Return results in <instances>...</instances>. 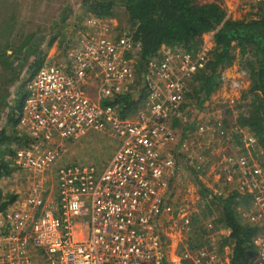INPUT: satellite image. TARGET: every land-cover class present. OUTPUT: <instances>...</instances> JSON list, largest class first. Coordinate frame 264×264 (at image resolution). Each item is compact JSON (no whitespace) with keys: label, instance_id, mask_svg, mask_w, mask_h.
Returning <instances> with one entry per match:
<instances>
[{"label":"built area","instance_id":"built-area-1","mask_svg":"<svg viewBox=\"0 0 264 264\" xmlns=\"http://www.w3.org/2000/svg\"><path fill=\"white\" fill-rule=\"evenodd\" d=\"M84 26L89 33L76 39L67 66L42 65L26 87L16 121L32 142L13 159L25 193L0 213V264H163L157 220L176 212L181 231L191 227L165 199L179 170L178 154L189 158L192 146L178 140L170 121L179 116L187 81L209 61L210 47L202 44L195 53L164 48L138 78L140 46L129 30L95 17ZM141 87V105L126 116L104 103ZM213 126L223 130L220 117ZM205 129L199 125V134ZM87 132L116 140L107 164L59 166L68 142ZM242 142L251 148L256 143L247 134ZM222 165L224 182L240 174L236 193L253 196L244 216L264 224L263 169L245 155L230 154ZM253 243L251 264H264V229ZM182 259L214 264L216 257L205 247H185Z\"/></svg>","mask_w":264,"mask_h":264},{"label":"trees","instance_id":"trees-1","mask_svg":"<svg viewBox=\"0 0 264 264\" xmlns=\"http://www.w3.org/2000/svg\"><path fill=\"white\" fill-rule=\"evenodd\" d=\"M82 5L85 13L95 18H113L118 11L125 14L131 41L140 46L134 65L138 78L149 62L160 57L162 49L195 53L202 45V36L211 33L213 46L209 53L210 59L204 68L194 73L187 81L178 108L179 116L172 117L171 126L176 128L182 124L183 136L187 131L193 130L195 122L199 126V119L202 117L199 113L203 111L204 104L223 84L222 72L236 66L238 73L243 75L248 85L241 93L240 105L235 107L236 111L233 115H229L233 109L228 108V104H219L222 109L226 107V111L220 114L222 128L231 136H236L238 146H244L242 137L245 134L255 139L257 161L264 171V0H259L256 8L253 6L258 12H248L236 20L227 17L220 0H84ZM65 13L71 16L67 18L68 15ZM72 13V5L61 7L57 19L46 30L48 36L38 30L32 32L26 38L25 42L28 46L20 56L16 57L15 54L8 52L0 55L6 62L2 63L4 68L2 75L4 84H2L13 85L18 90L16 91L18 99L15 98L10 107L6 125L0 129V179L12 174L15 170L13 159L18 150L28 147L32 142L28 136L18 130L16 121L26 94V87L34 76L36 68L41 66L39 56L30 64L27 60L40 44L46 42L47 46H51L61 35L59 29H64L66 24L73 25V22H67L69 18H76ZM80 36L81 34H78L73 40H68L66 58ZM19 60L28 64L25 70L27 78L23 81L21 74L24 69L19 68L12 74L14 62ZM22 65L23 63L21 67ZM18 81L21 82L16 84ZM6 96V89H2L0 113L7 107ZM144 96L145 89L141 87L138 91L115 96L104 103L117 107L119 114L126 116L139 108ZM188 114L191 116L190 120L183 123ZM230 116L233 117V121ZM200 186L203 188V195L209 193L201 184ZM236 192L237 189L232 193L221 192L220 196L211 194L213 198L211 204L206 203L205 206L211 216L212 210L209 207L216 205L221 214L217 223H221L220 226L229 230L228 237L223 242V245L225 243L231 245L229 263L251 264L257 255L253 241L264 229V224L248 221L244 212L237 210L238 207L248 208L253 196ZM15 199V195L4 196L0 190V213L6 212ZM200 246L204 245L200 244ZM163 264L170 262L165 259ZM181 264L189 263L183 261Z\"/></svg>","mask_w":264,"mask_h":264},{"label":"rangeland","instance_id":"rangeland-1","mask_svg":"<svg viewBox=\"0 0 264 264\" xmlns=\"http://www.w3.org/2000/svg\"><path fill=\"white\" fill-rule=\"evenodd\" d=\"M220 1L227 17L233 20L242 18L248 12H258V9H253V6L256 8L259 0ZM83 2L84 0H0V55L8 52V54H15L16 57L20 56L28 46L25 42L26 38L36 30L48 36L46 30L57 19L61 7L70 4L73 6L72 14H75L76 18H73L74 20L69 18L67 22H73V25L66 24L64 29H59L61 35L55 39L51 46H47L46 42L40 44L35 53H32L27 60L30 64L39 56L41 66L46 63L67 66L66 47L68 40H73L78 34L87 33L88 31L84 26L85 20L94 17L85 13ZM68 13H70V10ZM68 13H65L68 15L67 18L71 16ZM105 20L114 27L129 30L127 17L122 11H118L115 17ZM211 37L212 34L210 33L203 35L201 38V43L209 46L210 50L213 46ZM47 40L48 38H46ZM4 60L5 58L0 57V91L2 89L7 91V107L0 113V129L6 125V117L10 107L13 105L15 98L18 99L16 97V91L18 92V90L13 85H3L4 68L2 63L5 62ZM21 63H23V67H21ZM27 65L21 60L15 61L12 74L18 71L19 68L24 69L21 74V80L23 81L27 78L25 73L28 68ZM36 69L38 70L39 67ZM228 69L222 72L223 84L221 88L204 104L202 114L199 113V115H202V119H199V125L203 124L206 131L199 134L196 122L193 125V130L187 131L184 134L185 136L182 135V124L174 128L178 133V140L186 138L192 146L188 153L189 158L185 154H178L177 164L179 170L171 180V187H173L172 197H169V201L174 210H182L183 216H187L191 220V227L187 233L181 231V215L177 218L176 212L172 216H162L157 220L156 231L164 248L165 259L170 264L183 263L182 254L185 247L194 250L201 248L200 244L204 245L202 247L210 249L215 255L214 264H230L231 245L226 243L223 245L224 240L228 237L229 230L220 226L221 223H217L221 214L216 205H210L209 209L212 212L211 216L209 215L205 204H211L213 198L209 193L203 195V188L200 184L205 189L207 186L213 188L216 181L217 190L215 191L231 193L235 189L240 174L232 177L230 181L224 182L222 164L226 156L230 154L236 157L245 155V157L251 158L260 166L254 147L251 148L250 145L238 146L236 136H231L223 130L218 133L213 126V123L221 116L220 114L226 111V107L222 109L219 104H228V108L233 109L229 115H233L236 111L235 107L240 105V95L248 85L243 75L238 73L236 66ZM20 82L18 81L16 84ZM190 118V114L185 116L183 123L188 122ZM230 119L233 121V117ZM221 134H224L223 137H221ZM116 146V140L104 134L87 132L79 139L68 142L67 152L58 162V165L91 164L98 169H102L114 153V147ZM0 190L4 196L7 194L15 195L17 198L24 195L25 186L21 181V176L14 171L10 176L0 179ZM249 207H238L237 210L247 212ZM208 224H211V228L207 226Z\"/></svg>","mask_w":264,"mask_h":264},{"label":"crops","instance_id":"crops-1","mask_svg":"<svg viewBox=\"0 0 264 264\" xmlns=\"http://www.w3.org/2000/svg\"><path fill=\"white\" fill-rule=\"evenodd\" d=\"M203 37V36H202ZM212 38V37H211ZM212 40V39H211ZM229 70V69H228ZM116 147H114V149H115ZM107 164V163H106ZM172 180V179H171ZM215 184H213L214 186H213V188H209L208 186H207V190L209 191V193L210 194H213L214 193V191L215 190H217L216 189V181L214 182ZM173 187V186H172ZM172 187H171V181L169 182V185H168V189L165 191V197H166V199H167V201H168V203H171L169 200H170V198L169 197H172L171 195H172ZM177 218H178V216H177ZM164 220V219H163ZM159 226H160V224H159ZM157 235H158V233H157ZM158 237L160 238V236L158 235ZM161 240V239H160Z\"/></svg>","mask_w":264,"mask_h":264}]
</instances>
